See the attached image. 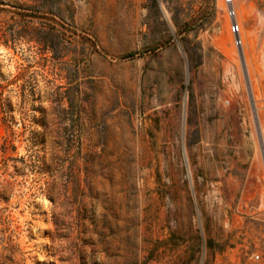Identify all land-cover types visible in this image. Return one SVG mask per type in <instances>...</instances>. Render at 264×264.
<instances>
[{"label":"rangeland","instance_id":"obj_1","mask_svg":"<svg viewBox=\"0 0 264 264\" xmlns=\"http://www.w3.org/2000/svg\"><path fill=\"white\" fill-rule=\"evenodd\" d=\"M233 6L242 47L223 0H0V264H264V0Z\"/></svg>","mask_w":264,"mask_h":264},{"label":"built area","instance_id":"obj_2","mask_svg":"<svg viewBox=\"0 0 264 264\" xmlns=\"http://www.w3.org/2000/svg\"><path fill=\"white\" fill-rule=\"evenodd\" d=\"M223 2L226 5V17L229 19L228 31L232 35V43L235 47H242V29L240 23L237 20L236 11L233 6V0H223ZM249 259L253 263L258 264L262 261L263 258L260 251L255 250L250 253Z\"/></svg>","mask_w":264,"mask_h":264},{"label":"bare ground","instance_id":"obj_3","mask_svg":"<svg viewBox=\"0 0 264 264\" xmlns=\"http://www.w3.org/2000/svg\"><path fill=\"white\" fill-rule=\"evenodd\" d=\"M184 102H185V96H184ZM253 112V111H252ZM18 215V214H17ZM26 218V217H25ZM40 231V230H39ZM40 233V232H39ZM43 235V234H42ZM40 237V236H39ZM22 238V237H21ZM22 239H24V238H22ZM21 244H22V242H21V240L19 241ZM18 242V243H19ZM30 243V242H29ZM23 245V244H22ZM29 245V244H28ZM23 246H25V244L23 245ZM23 246H21V248L23 249ZM25 249H26V246L24 247ZM27 249L29 250V248L27 247ZM42 249V248H41ZM35 252V251H34ZM28 263V262H27ZM31 263V262H30Z\"/></svg>","mask_w":264,"mask_h":264}]
</instances>
